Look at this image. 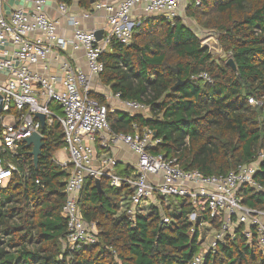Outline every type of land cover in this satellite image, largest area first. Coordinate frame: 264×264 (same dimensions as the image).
<instances>
[{
	"label": "trees",
	"instance_id": "trees-1",
	"mask_svg": "<svg viewBox=\"0 0 264 264\" xmlns=\"http://www.w3.org/2000/svg\"><path fill=\"white\" fill-rule=\"evenodd\" d=\"M98 1L78 4L91 11ZM186 16L213 33L226 58L202 48L198 35L180 18H142L131 44L114 39L102 54L99 79L122 100L148 106L149 116L116 111L108 120L115 133H134V126L153 130L162 144L152 152L177 158L186 170L226 176L264 154V0H200L199 6L190 0ZM229 59L236 70L227 65ZM178 81L184 83L172 90ZM92 96L108 105L105 97ZM53 109L61 110L55 104ZM43 133L38 164L23 145L15 162L26 175L15 174L0 186V264H190L202 251L206 233L221 229L223 214L211 216L207 210L201 211L206 225L191 223L188 215L197 207L188 199L169 200L165 214L171 225L162 223L155 206L134 219L119 215L127 189L112 188L102 178L98 190L95 179L87 178L79 206L84 219L97 224V242L65 250L68 231L62 209L68 173L54 157L66 140L58 121ZM133 172L127 168L119 174ZM254 179L260 189L244 187L239 197L245 206L264 210V161ZM243 231L244 226L236 227L215 252L205 254L203 264H264V253Z\"/></svg>",
	"mask_w": 264,
	"mask_h": 264
},
{
	"label": "built area",
	"instance_id": "built-area-1",
	"mask_svg": "<svg viewBox=\"0 0 264 264\" xmlns=\"http://www.w3.org/2000/svg\"><path fill=\"white\" fill-rule=\"evenodd\" d=\"M8 1L0 0V6ZM19 1L23 7L0 15V186L10 182L15 174L26 175L15 160L25 140L35 134L45 138L37 117L40 114L45 117V127L58 121L66 140L65 157H54L55 163L68 173L67 201L62 209L68 231L67 241L63 242L65 250L97 242L98 226L84 219L79 198L87 178H107L112 188L127 189L119 215L126 214L130 219L147 214L145 208L152 203L149 207L160 210L162 223L171 225L165 208L173 199H188L197 207L188 215L194 225L207 224L202 210L211 216L223 214L222 227L215 232L206 253L201 251L190 264H203L205 254L215 252L219 242L232 236L238 226H244L247 241L264 253V210L245 206L239 197L244 187L260 189L254 176L264 161L263 153L254 163L242 165L226 176H205L198 170H186L177 158L152 152L162 144L153 130L140 131L136 126L134 133L129 134L112 130L109 113L120 111L148 117V106L122 100L120 94L107 93L99 87L93 89L104 71L101 56L114 39L131 44L136 23L144 17H163L173 22L180 17L182 6L187 17L190 0H100L93 4L92 11L83 10L81 15L71 10L72 5L58 4L60 15L68 18L71 25L70 37L60 33L59 21L48 13V0ZM195 1L199 6L200 0ZM137 10H141V17L134 16ZM98 11L106 13L101 40L95 30L83 24ZM79 51L85 54L86 70L75 67L62 55ZM200 77L210 81L207 74ZM93 94L105 97L108 105L101 104ZM249 102L256 104L253 99ZM54 104L60 112L53 109ZM98 145L109 151L115 146L127 147L136 156L134 172L118 174V159L112 153H99Z\"/></svg>",
	"mask_w": 264,
	"mask_h": 264
},
{
	"label": "crops",
	"instance_id": "crops-1",
	"mask_svg": "<svg viewBox=\"0 0 264 264\" xmlns=\"http://www.w3.org/2000/svg\"><path fill=\"white\" fill-rule=\"evenodd\" d=\"M58 2L56 0H48L47 3V11L48 13L54 18L59 21V30L60 33L65 37H70L72 35V28L69 23L68 18L62 17L60 15L59 9H58ZM23 2L19 0H10L8 2H5L2 6H0V15H8L11 12L14 11V9H18L20 7H23ZM73 11L77 12L81 15V12L83 11L80 9L78 0H74V3L71 7ZM85 11V10H84ZM83 11V12H84ZM92 11V10H91ZM139 15L141 17V10H137L134 12V16ZM138 17V18H140ZM83 23L86 28L93 29L96 32H101L102 37L104 34V29L106 27V13L103 11L94 12L92 17L88 20H84ZM62 55H66L71 60V63L75 67H79L83 70H86V59L85 54L83 51L79 52H69V53H62ZM96 87H99L100 89H107V91L112 92L109 88H106L101 81L98 82V85ZM98 152L99 153H108L113 154L118 161L120 162L119 168H116V172L119 174V171H124L127 168L133 169L136 164V156L125 146H115L111 148V150H105L103 148H100L98 145ZM119 169V170H118ZM120 175H127V174H120Z\"/></svg>",
	"mask_w": 264,
	"mask_h": 264
},
{
	"label": "water",
	"instance_id": "water-1",
	"mask_svg": "<svg viewBox=\"0 0 264 264\" xmlns=\"http://www.w3.org/2000/svg\"><path fill=\"white\" fill-rule=\"evenodd\" d=\"M96 36L98 38V40L102 39V33L101 32H96ZM217 44L218 45V50L217 51H221L222 49L218 43V40H215L214 38H210L208 40H206L205 42H202V48H208L210 49V52L213 54V52L211 51V45ZM227 65L231 66V68L233 70H236V64L234 62L233 59H229L227 61ZM175 73H177V70H175ZM184 82L183 81H178V83L172 88V90H176L179 86H181ZM37 117L41 120L42 122V128H45L46 122H45V117L43 115H37ZM45 145V138L39 134H35L33 135L31 138H28L27 140H25V146L28 149H31V155L34 158V162L35 165L38 164V160L40 155L42 154V149ZM96 183V187L98 190H101V180L97 179L95 180Z\"/></svg>",
	"mask_w": 264,
	"mask_h": 264
},
{
	"label": "rangeland",
	"instance_id": "rangeland-1",
	"mask_svg": "<svg viewBox=\"0 0 264 264\" xmlns=\"http://www.w3.org/2000/svg\"><path fill=\"white\" fill-rule=\"evenodd\" d=\"M183 7L184 6H182V9L180 11V17H177V18H180L182 20V22L186 26H188L192 30H194V32L198 35V37L200 38V40L202 42H205L206 40H208L210 38H214L215 40H217L216 37L213 36L212 32L202 29L197 23H195V21L192 18L185 17L184 16L185 13H183V11H184ZM136 24L138 25V21H137ZM211 46H212L211 47V51L213 52L214 56H216L217 58H221V59H225L226 58V55L224 53H222L221 51H217L218 50V45L217 44H214V45H211ZM93 89L94 90L98 89L96 87L95 83H94V88ZM105 91L107 93H109V91H107V89ZM111 105H112L111 107L113 108L114 105L113 104H111ZM56 156L58 158H60V159H63L65 157V149H62L59 152H57ZM169 203L171 204L172 202H168V204ZM150 205H152V203H150ZM150 205L146 206V208H145L146 210L145 211H147V210L149 211L150 210V207H149ZM206 234H207L206 242L201 247V250H202L203 253H206L207 248L210 246V244L212 242V239L214 238L215 232L210 230Z\"/></svg>",
	"mask_w": 264,
	"mask_h": 264
}]
</instances>
